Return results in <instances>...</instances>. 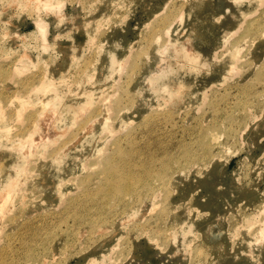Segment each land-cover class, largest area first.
Instances as JSON below:
<instances>
[{
    "label": "rangeland",
    "instance_id": "1",
    "mask_svg": "<svg viewBox=\"0 0 264 264\" xmlns=\"http://www.w3.org/2000/svg\"><path fill=\"white\" fill-rule=\"evenodd\" d=\"M0 72V186L19 176L0 203L6 264H264V0H0ZM118 139L136 178L171 171L91 231L65 203Z\"/></svg>",
    "mask_w": 264,
    "mask_h": 264
},
{
    "label": "bare ground",
    "instance_id": "2",
    "mask_svg": "<svg viewBox=\"0 0 264 264\" xmlns=\"http://www.w3.org/2000/svg\"><path fill=\"white\" fill-rule=\"evenodd\" d=\"M48 5L50 6V4H48ZM41 23L42 22H40L39 25H41ZM42 28H44V26ZM246 33L247 34H256L257 30L254 26H248L246 29ZM166 34L168 35V32ZM142 55H147V53L141 52L140 57H142ZM139 62L140 61L138 59H136V69L138 67H140V66H138ZM136 72H137V70H136ZM260 75H264V72L260 73ZM6 78L12 79V76H8V74H6L4 72H0V80L6 79ZM13 78H14V76H13ZM11 82H12V80H11ZM245 93L249 96L248 102L251 104L250 100L254 99V96L256 94L255 90H253L251 88H246ZM203 97H205V96H203ZM97 103H99V102H97ZM100 103H102V102H100ZM135 104H136V102L134 101L133 105H135ZM245 107H250V106H245ZM104 108H106V107H104ZM98 111L102 112V108L99 107ZM105 111H106V109H105ZM40 114H42V113H40ZM260 116H261V114H260ZM39 117L43 118V117H41V115H39ZM255 117H257V116H255ZM257 118L259 119V117H257ZM93 121H94V119H93ZM24 123L25 122H22L21 124L23 125ZM33 124H35V123H33ZM120 128L122 129V127H120ZM244 130H246V129H244ZM33 132H35V131H33ZM31 134L33 135V133L29 134L30 137H31ZM82 135H83V133H82ZM218 136H220V135H217V137ZM213 137H214L213 134L209 130L203 131V139L206 142H208V144L206 143V145H207L206 149L207 150L210 149L212 151L214 149L213 145L216 142L215 139H217V137L215 139ZM221 137H222V135H221ZM17 138H18V136H17ZM78 139H80V138H78ZM78 139H77V141H79ZM22 140H24V139H22ZM128 144H129V146H132L134 144L133 140L129 139ZM70 145H72V144L70 143ZM120 145H121V143H120V140L118 139L115 141L114 147L110 152H108V153L104 152L105 155L102 154V156L103 155L104 156L103 157L101 156L102 159H100V163H98L100 165V168L96 172V174H92L91 176H85V177L80 179V186L83 187V194L80 197L72 198L71 200H69L67 202L65 201L66 202L65 203V207H66L65 209H68L67 215L68 216L73 215L75 217L74 220L77 222L78 225L84 224L91 231L96 230L97 228L100 227V225H104V224L108 223L110 221V218L100 219L101 216L106 215L107 213L111 212L112 210H114L118 207L121 208L120 209V215L121 216H124L125 218L129 217L127 215V210L130 207V205L126 202L127 196L128 195L129 196L136 195V189L138 186H142L143 188H147L145 191H148L149 193L153 192L155 189V185H154L155 180H158L161 182H166V180L163 178L166 177L168 175V173L171 171L170 164L166 163V165H165L166 169L165 170H159V171L147 170L146 172L141 174L142 176H140V178H136V176H138L139 174H136V167H135L136 163L134 162V157H135L134 151L133 150L126 151ZM105 151H108V150H105ZM46 152H47V150H46ZM61 152H62V154L64 153V151H62V150H61ZM62 154L59 152V153H57V155H54L55 157H53L52 159H50V160L45 159V161H47V162L49 161L47 164H49L50 166H52L54 168V167H56V165H58V163H56V159L58 160V158L63 156ZM44 156H46V155H44ZM99 156H100V153H99ZM188 156H190V155H188ZM42 158H44V157H42ZM97 160H99V158ZM95 166L96 165H94V167H90V168H95V169L98 168ZM5 168H6L5 164L2 165V167L0 168V178L4 174ZM59 168H60V164H59L58 169ZM84 168L88 169L89 167L84 165ZM26 169L27 170H25V172L28 171V168H26ZM92 170H94V169H92ZM29 174L30 173L28 172L27 175H29ZM18 177H19L18 175L13 177L14 179L9 180L8 183L5 186H3V188H2V186H0L1 187L0 192H2L0 195L3 198V199L0 198V201H1L0 203H2V206L3 205L7 206V204H8L7 203L8 201L6 203H5V201H3V200H5L4 199L5 196H8L10 199H13L11 197H13L12 194H14L13 192L15 191L16 187L18 186L16 183L19 180ZM22 177H20V178H22ZM27 179H29V178H27ZM22 181L23 180H21L20 183H22ZM28 181L29 180H26V182H28ZM67 182H71V180H69ZM98 183H99V185H97L96 187L93 186V184H98ZM22 184L25 185L26 183L23 182ZM38 187L39 186L36 183L31 182L29 184V188H27V190H25L27 192H24V191L21 192V193H26L25 195L24 194L22 195L20 192H18L22 195L21 201L23 204L21 203V201H19V202H20V205L22 204L23 206H22L18 216L15 218V220H12V223H16L19 219L24 218V215H22V212H24L29 207L30 202L38 196V194H37L39 191ZM18 190H19V188H18ZM143 190H141L140 193H142ZM17 196L19 197V195H16V197ZM9 198L7 200H9ZM2 206L0 204V207H2ZM79 207H81V208H79ZM3 208H2V213L5 214L3 212V211H5V209H3ZM95 209H98L99 212L94 213ZM78 210L80 211L79 213L77 212ZM171 216H172V212H167L164 214L163 217H165L166 219H169ZM248 223H246V224H248ZM261 224L264 225V223H262V222H261ZM248 225H250V224H248ZM185 226H186V224L164 225L165 230H179L180 227L183 228ZM27 227H29L27 229L30 230L32 226L30 227V224H28ZM186 228H187L186 229L187 231L192 229L191 226H188ZM261 229H262V231H260V233H262L264 231L263 226H262V228H260V230ZM75 233H76V231L72 232L73 235ZM20 234H21V232L17 233V235H20ZM26 235H28V234H26ZM28 236L26 237V239H24V243H26L27 240L30 238ZM38 236H39L38 234H34L31 237V239H32L31 243L32 244L30 246L26 247L25 257L28 258L29 260H34L37 258L36 245L34 244V241ZM56 239H57L56 230L53 228V231H51V230L47 231L46 238L43 239L44 240L43 242L55 241ZM9 249L11 251V255L14 256L15 255L14 249H11V248H9ZM6 254H4V255H6ZM0 259H2V260H0V264H6V262H5L6 260L4 258H0ZM11 264H16V263L12 262Z\"/></svg>",
    "mask_w": 264,
    "mask_h": 264
}]
</instances>
